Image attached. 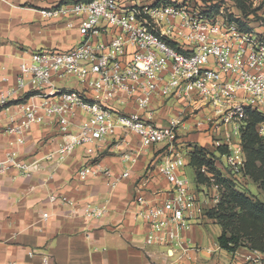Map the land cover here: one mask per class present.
<instances>
[{"label":"built area","instance_id":"obj_1","mask_svg":"<svg viewBox=\"0 0 264 264\" xmlns=\"http://www.w3.org/2000/svg\"><path fill=\"white\" fill-rule=\"evenodd\" d=\"M169 1L124 5L119 0H62L40 9L44 18H59L67 26L76 20L81 38L68 49H22L14 79L0 73V109L10 105L18 109L4 132L17 136L15 143L22 144L32 124L54 118L64 136L60 154L85 147L77 177L101 175L113 187L128 176L129 167L119 175L101 168L94 159L103 142L115 139L122 130L135 135L144 147L163 144L172 149L179 124L195 111L208 109L204 117L193 115L194 127L210 132L216 147H226L221 172L238 177L245 161L241 145L245 110L264 115V35L249 22L250 28L243 29L221 14L194 11L185 0ZM69 78L83 89L56 84ZM164 97L181 107L168 125H159L154 113L165 104ZM31 98L39 102H30ZM77 111L84 120L78 124L73 122ZM257 132L264 140V119ZM133 156L121 155L123 162H134ZM10 167L21 176L34 170L13 147L0 162V171ZM186 167L183 154L171 152L160 161H150L135 186L134 218L147 225L144 244L163 248L169 257L176 251L187 255L200 250L187 232L209 219L207 211L219 199L220 186L207 166L199 171L208 176L210 185L189 179ZM155 169L169 187L147 192ZM147 193L154 198H147ZM48 199L70 209L77 205L66 195L51 193ZM79 211L94 219L102 217L106 207L85 201Z\"/></svg>","mask_w":264,"mask_h":264},{"label":"crops","instance_id":"obj_2","mask_svg":"<svg viewBox=\"0 0 264 264\" xmlns=\"http://www.w3.org/2000/svg\"><path fill=\"white\" fill-rule=\"evenodd\" d=\"M61 1L0 0V73L14 79L22 49H68L80 41L76 20L72 19L73 25L67 26L59 18H44L40 14V9ZM119 1L131 5L151 4L156 0ZM56 84L64 86L61 81ZM66 88L83 89L76 81L74 86ZM29 100L39 102L37 98ZM153 104L162 105L158 101ZM204 111L208 110L203 109L201 113ZM17 112L15 105L0 109V162L13 147L19 158L31 163L34 170L30 176L18 175L15 167L0 171V264H264L261 252L247 247H239L233 252L220 248L217 238L221 228L214 219L206 222L219 228L203 223L192 226L187 232L189 239L201 247L198 252L191 251L186 255L176 251L169 257L163 248L144 244L147 225L134 218L137 209L134 197L137 181L148 163L182 150L194 179V168L188 165L191 145L210 150L216 147L210 132L196 131L193 117L179 124L177 141L172 149L163 144L144 147L135 135L122 130H118L115 139L103 142L94 159L101 168L119 175L129 167L128 176L111 187L101 175L86 180L77 177L86 158L85 147L60 154L58 148L64 136L54 118L43 124H32L24 134V142L16 144L17 136L4 129ZM179 112L178 106L162 105L154 113L155 122L168 125L169 119ZM83 121L79 111L74 113L73 122ZM123 153L133 154L135 161L123 162ZM221 157L216 159L220 170L223 166L219 162ZM168 187L166 178L155 169L147 183V192ZM51 193L76 200V208L51 203L48 199ZM146 197L154 198L150 193ZM85 201L103 204L105 214L94 219L84 218L79 208ZM44 213L47 216H43Z\"/></svg>","mask_w":264,"mask_h":264},{"label":"trees","instance_id":"obj_3","mask_svg":"<svg viewBox=\"0 0 264 264\" xmlns=\"http://www.w3.org/2000/svg\"><path fill=\"white\" fill-rule=\"evenodd\" d=\"M160 1L167 0H156L154 3ZM244 2L245 0H235L239 10L247 15ZM252 12L256 14V9ZM206 14L212 13L208 11ZM230 20L236 21L243 29L250 28L248 20L241 18ZM261 20L264 23V17ZM245 112L246 118L241 128V145L245 161L238 177L225 175L215 164L216 159L226 152L224 146L210 150L191 145L188 165L194 168V180L197 183L211 184L208 176L199 171L204 165L207 166L215 183L220 186L218 202L207 211L208 218L214 219L221 228L217 238L219 247L230 252L239 247H247L264 254V200L249 194L244 188L247 181H252L258 188L264 190V140L257 132V124L264 119V115L250 109H246ZM217 152L220 155H217Z\"/></svg>","mask_w":264,"mask_h":264},{"label":"rangeland","instance_id":"obj_4","mask_svg":"<svg viewBox=\"0 0 264 264\" xmlns=\"http://www.w3.org/2000/svg\"><path fill=\"white\" fill-rule=\"evenodd\" d=\"M185 1H187V3L192 7V9L197 12L206 13L209 11V13L212 14H221L223 17H227L228 19L235 20L241 18L244 20H248L249 23L252 25V27H254V29H256L257 31L261 32L264 35V23L261 20V18L264 17V0H245L244 3H245V9L247 15L244 14L245 12L242 13V11L239 10L237 4L235 3V0H185ZM185 1H181V2H185ZM214 5L215 7L213 8ZM254 9H256V14H253L252 12ZM61 82L66 87H72L75 84V81L72 78L64 79ZM164 99H166L164 105L178 106V108L181 107V103L173 98L164 97ZM173 109H175V107ZM186 111H189V109H187ZM206 112L208 111H204L202 113H206ZM202 113L201 111H195L193 115L204 117L205 115H202ZM193 115L191 117H193ZM191 117H188L186 120H188ZM197 132H202V131H197ZM203 132L204 133L206 132V134L209 133L207 131H203ZM180 152L183 153L182 150H180ZM219 162L221 166L224 165L225 157H221L219 159ZM217 164L219 165V163ZM185 171L188 178L193 180V170L187 166L185 168ZM244 186H246L244 188L247 190L249 194H253L256 197L260 198L261 200H264V190L258 188V186L255 183H253L252 181H247ZM204 223L212 227L219 228L218 226H214V224H212L211 222L205 221Z\"/></svg>","mask_w":264,"mask_h":264}]
</instances>
